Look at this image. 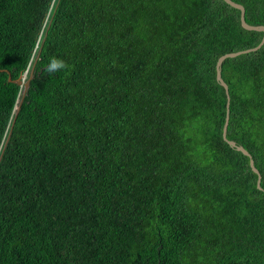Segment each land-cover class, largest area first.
<instances>
[{"label":"trees","instance_id":"trees-1","mask_svg":"<svg viewBox=\"0 0 264 264\" xmlns=\"http://www.w3.org/2000/svg\"><path fill=\"white\" fill-rule=\"evenodd\" d=\"M232 1L264 26V0ZM239 15L0 0V264H264V43L221 66L227 139L263 191L222 139L215 79L220 56L262 38ZM32 66L23 94L12 81Z\"/></svg>","mask_w":264,"mask_h":264},{"label":"water","instance_id":"water-1","mask_svg":"<svg viewBox=\"0 0 264 264\" xmlns=\"http://www.w3.org/2000/svg\"><path fill=\"white\" fill-rule=\"evenodd\" d=\"M228 6L237 9L240 12L239 15V21H240V26L247 31H255V32H261L262 33V38L260 40V42L258 43L257 46L253 47V48H249L246 50H241V51H237V52H231V53H227L224 54L222 56H220L215 64V79L217 81V83L224 89L225 92V96H226V112H225V119H224V123L222 126V132H221V136L222 139L225 143H227L231 148H233L234 150L242 153L244 156L248 157L249 159V167L251 169V171L257 176L256 179V188L259 191H263V189L260 186V182H261V175L259 173V171L255 168L254 166V161L251 157V155L249 154L248 151H246L242 146L237 145L234 141L228 140L227 139V127H228V121H229V103H230V97H229V93H228V86L227 84L223 81L222 77H221V66L222 63L226 60V59H233L236 57H239L241 55H246L252 52H256L257 50H259L261 48V46L264 43V26L258 25V26H252L246 23L245 21V9L242 5L237 4L235 2H233L232 0H223ZM57 7V5H56ZM55 7V9H56ZM54 9V11H55ZM54 14V12H53ZM32 74H33V66L31 68V71L28 73L29 75V79L28 80H23L24 76H22V78H19L16 81H12L13 83H15L16 85L20 86L23 88V94L26 92V90L28 89L29 86V81L32 78ZM8 81H11V78L8 77ZM22 98L23 95L21 96V99L18 101V105L16 106V114L19 111V108L21 106V102H22Z\"/></svg>","mask_w":264,"mask_h":264},{"label":"clouds","instance_id":"clouds-1","mask_svg":"<svg viewBox=\"0 0 264 264\" xmlns=\"http://www.w3.org/2000/svg\"><path fill=\"white\" fill-rule=\"evenodd\" d=\"M64 67H65V64H64L63 60H61L59 58H56V57H53V58H51L50 63L48 65V70L49 71H53V70H57V69H62ZM27 74H28L27 72H25L23 74V75H25L23 80H26ZM22 76H21V78H22Z\"/></svg>","mask_w":264,"mask_h":264}]
</instances>
